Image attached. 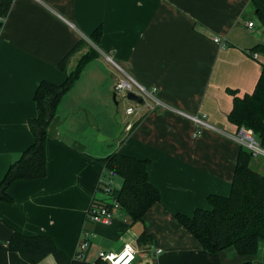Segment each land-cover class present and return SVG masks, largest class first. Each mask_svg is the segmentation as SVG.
Here are the masks:
<instances>
[{
  "label": "crops",
  "instance_id": "crops-1",
  "mask_svg": "<svg viewBox=\"0 0 264 264\" xmlns=\"http://www.w3.org/2000/svg\"><path fill=\"white\" fill-rule=\"evenodd\" d=\"M249 6V0H13L0 30V182L34 141L28 121L37 116L39 83L62 85L67 74L58 66L82 40L69 72L90 48L99 55L60 103L56 117L63 123L74 109L108 102L123 78L118 67L156 90L171 109L126 114L124 137L113 149L90 153L64 139L65 130L50 136L47 176L16 181L9 189L13 202L0 203V264H31L9 249L15 233L48 236L74 259L85 229L93 234L90 262L99 252L119 254L132 244L134 264H264V242L254 257L234 248L212 254L175 219L210 209L211 194L231 192L241 146L232 139L238 127L229 115L235 97L254 92L264 63L251 52L262 43L251 34L256 23ZM98 28L102 37L95 45L89 37ZM85 79L92 81L89 90L71 98ZM113 153L150 162L149 181L161 200L141 222L131 224L121 209L108 225L87 222L93 201H111L99 183L116 182L97 160ZM37 264L58 263L49 255Z\"/></svg>",
  "mask_w": 264,
  "mask_h": 264
},
{
  "label": "trees",
  "instance_id": "trees-1",
  "mask_svg": "<svg viewBox=\"0 0 264 264\" xmlns=\"http://www.w3.org/2000/svg\"><path fill=\"white\" fill-rule=\"evenodd\" d=\"M12 3L13 0H0V30ZM249 5L264 26V0H249ZM101 37L102 29L98 28L89 39L98 45ZM84 45L85 42L80 41L60 62L59 69L67 74L62 85L48 81L39 83L34 98L37 116L28 121L34 141L9 167L0 182V203L13 202L9 189L16 181L39 180L47 176V140L57 109L85 67L99 55L97 50L90 48L76 68L69 72L70 58ZM251 52L264 55V44L256 45ZM229 120L238 128L252 130L264 144V63L254 92L242 98L235 97ZM97 161L110 177L122 179V185L114 190L113 197L131 224L143 221L147 212L161 200L159 190L149 181L150 162L120 153ZM252 162V154L241 147L230 194H211L207 199L210 209L198 208L192 216L175 215L177 222L198 240L205 251L216 254L234 248L241 256L254 257L258 254L260 243L264 242V174L254 170ZM144 237L147 236L143 235L141 242ZM9 249L20 253L31 264H37L49 255H53L58 264H92L85 260L69 259L48 236L28 237L15 233ZM240 264L254 263L249 260Z\"/></svg>",
  "mask_w": 264,
  "mask_h": 264
},
{
  "label": "built area",
  "instance_id": "built-area-1",
  "mask_svg": "<svg viewBox=\"0 0 264 264\" xmlns=\"http://www.w3.org/2000/svg\"><path fill=\"white\" fill-rule=\"evenodd\" d=\"M248 28L253 29L255 24L253 22L248 23ZM217 42L221 43L220 39H216ZM255 59L258 58V55H254ZM120 72L123 74V78L118 81L115 85V91L123 95L124 98H127V93L132 92L137 96H140L144 103L139 104L134 102L136 105L128 107L126 109L127 115H135L138 111L145 107L150 111H154L158 108L162 109H171L168 105L162 102L156 96V90H148L137 82L132 76H130L124 69L118 67ZM192 119L198 124L204 126L202 120L198 117H192ZM130 128V127H129ZM232 139L237 142L242 148L250 152L254 158L263 157L264 158V144L261 140L254 134V132L245 127H240L237 129V132L232 135ZM113 180L103 179L99 183V189L106 195L111 196V201L108 203L92 202L88 213H87V222L92 224H110L115 214L120 210V205L113 197L114 192ZM92 232L89 230H84L81 242L78 247V252L75 256V259L79 261H87V253L90 248V242L92 239ZM138 250L135 245L127 244L123 251L119 254H108L106 252H99L97 259L95 261H87L88 263L96 264H134L136 260Z\"/></svg>",
  "mask_w": 264,
  "mask_h": 264
},
{
  "label": "rangeland",
  "instance_id": "rangeland-1",
  "mask_svg": "<svg viewBox=\"0 0 264 264\" xmlns=\"http://www.w3.org/2000/svg\"><path fill=\"white\" fill-rule=\"evenodd\" d=\"M247 13L256 23V29L251 32L252 36L256 41L264 44V26L255 15L254 9L251 6L248 7ZM261 57L264 58V55L261 54ZM120 74L123 76L121 72ZM83 82V87H78L75 91L76 93H74L71 98H78L85 91L89 90L92 81L90 79H85ZM92 92L91 88L90 95ZM114 94H116L117 104L114 101ZM94 100V98H91L89 101L92 102ZM96 105V110H89L87 108L80 107L72 110V112H68L65 116L67 117L66 122L57 129L61 132L65 130V134H63L64 139L71 142L78 141V143L83 145L84 149H87L90 153L95 152V150L103 151L107 148L113 149L117 144H119L118 142L122 140L124 136L122 135V137L116 138V135L121 125L125 126L126 121H128L126 117V109L130 106H135L136 104L129 101L127 98H124L122 94L112 91L108 102L100 103L96 100ZM76 111H78V113H75ZM87 111H89L96 118L98 127L90 125ZM117 116H120L121 123L118 122ZM100 135L110 139L100 141L98 139ZM261 165L263 166V169L262 171H259V173L264 174V158L258 157L253 159L252 168L254 170L258 171L256 167H260ZM112 178L114 179V182H116L114 184V188L120 189L122 185L121 178L117 176H113Z\"/></svg>",
  "mask_w": 264,
  "mask_h": 264
},
{
  "label": "water",
  "instance_id": "water-1",
  "mask_svg": "<svg viewBox=\"0 0 264 264\" xmlns=\"http://www.w3.org/2000/svg\"><path fill=\"white\" fill-rule=\"evenodd\" d=\"M127 99L129 101H132V102H136V103H139V104H143L144 101L143 99L140 97V96H137L136 94L132 93V92H128L127 93ZM114 101L116 102V94H114ZM117 104V102H116ZM75 113H78V111H76ZM87 114H88V119H89V123L90 125L92 126H95V127H98V123H97V120L96 118L89 112L87 111ZM117 120L119 123H121V118L120 116H117ZM63 123V120H61V118L59 117H56L54 119V121L52 122L51 126H50V136H57L58 135V132H57V128ZM125 131V126L124 125H121L117 135H116V138H119L120 135ZM100 141H105V140H109L110 138H106L102 135L99 136L98 138Z\"/></svg>",
  "mask_w": 264,
  "mask_h": 264
}]
</instances>
